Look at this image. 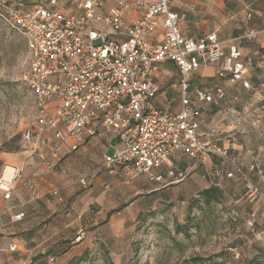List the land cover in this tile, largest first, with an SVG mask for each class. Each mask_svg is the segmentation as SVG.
<instances>
[{
	"label": "built area",
	"instance_id": "built-area-1",
	"mask_svg": "<svg viewBox=\"0 0 264 264\" xmlns=\"http://www.w3.org/2000/svg\"><path fill=\"white\" fill-rule=\"evenodd\" d=\"M107 1L48 0L27 7L24 0H0V17L23 35L27 45L23 79L35 93L37 116L24 141L34 145L40 164L55 170L66 151L76 152L90 139L108 134L121 147L105 154L100 168L110 173L122 168L126 182L144 176L167 186L186 177L174 167L176 157L186 155L200 163L219 157L233 167L227 177L239 175L247 201L264 205L262 188L249 174L258 173L264 180V171L257 161L247 171L233 154L237 133L211 138L210 132L201 129L202 111L209 104H221L226 87L215 84L191 89L190 83L192 73L214 64L219 77L251 89L250 58L242 60L235 43L226 53L217 31L198 37L184 35L180 22L195 4L185 2L184 10L177 12L171 8L174 0H113L109 12H102ZM130 11L136 14L131 23L126 20ZM252 16L249 11L247 17ZM160 25L163 38L155 40ZM262 33L264 29H251L240 39L254 40ZM166 61L175 62L180 71L181 107L177 112L151 103L159 90L155 75ZM255 113L263 118L264 106ZM46 133L52 142L46 141ZM21 173L17 165L4 164L0 175L3 200L13 197ZM79 181L83 187L90 186L85 177ZM25 183L38 194L31 179ZM53 193L59 195L57 190ZM25 215L19 211L10 220L16 223ZM256 215L254 210L247 224L259 235Z\"/></svg>",
	"mask_w": 264,
	"mask_h": 264
},
{
	"label": "rangeland",
	"instance_id": "rangeland-1",
	"mask_svg": "<svg viewBox=\"0 0 264 264\" xmlns=\"http://www.w3.org/2000/svg\"><path fill=\"white\" fill-rule=\"evenodd\" d=\"M196 9L197 6L193 10ZM26 58L27 45L23 35L0 17V175L5 163H15L22 170L16 184L17 197L4 202L0 192V204H4L6 212L14 205L27 207L31 215L26 220H33L31 224L39 226L46 234L49 228V218L44 210L47 208L46 201H52L51 198L55 196L52 190L55 187L59 189L62 182H52V185L45 183L44 193L38 191V194H33L25 183L30 179L35 183L30 177L34 163H27L23 167L21 163L40 161L34 145L24 141L26 131L34 129L37 116L35 93L23 79ZM193 80L205 87L215 81L223 85L229 81L228 77L217 75L211 78L200 74H195ZM228 89L232 87L229 85ZM224 101L217 110L205 114L206 123L212 121L222 129L233 126L238 131L237 136H241L240 141L245 134H249L251 143L256 139H264L256 132L252 120L248 118L250 127L243 125L240 98L233 99L231 104ZM230 106L236 110L233 114L228 113ZM251 118L255 119L254 116ZM46 135V141L52 142L50 133ZM109 138L108 134L99 135L88 142H109ZM260 144L264 145L263 142ZM43 149L47 150V146ZM79 153L80 150L71 155ZM104 153L105 147L103 151L94 152V156L103 161ZM88 154L91 156V153ZM256 156L252 151L248 153L250 158ZM16 160L19 162L16 163ZM212 163L218 165L221 160L212 157ZM188 166L186 177L170 184L173 189L168 198L154 208L117 214L126 206V201H122L114 217L104 208V204L93 199L98 188L99 193L108 190L106 193L109 194L114 185L113 179L101 176L98 187L95 177L90 175V164L76 162L65 168V179L78 187L67 196L68 208L74 207L66 211V214L70 213L66 220L73 224L66 228L68 239L64 243L57 240L53 242L54 239L46 241L49 249L45 258L28 264H264V205H253L247 201L242 181L222 175L215 177L209 173L208 162L200 163L191 159ZM83 177L90 181L89 187L80 184L79 180ZM253 181L261 186L264 194V180L253 177ZM107 185L110 187L107 188ZM211 186L219 187L221 193L214 192L213 197L206 200L201 192ZM34 204H40L44 214L37 212L33 208ZM254 210L257 212L256 230L259 235L247 224ZM83 212H89L87 219L76 220ZM64 219L58 217L56 221ZM60 230L63 232V228ZM82 235V239H79ZM50 257L55 260L51 261Z\"/></svg>",
	"mask_w": 264,
	"mask_h": 264
},
{
	"label": "crops",
	"instance_id": "crops-1",
	"mask_svg": "<svg viewBox=\"0 0 264 264\" xmlns=\"http://www.w3.org/2000/svg\"><path fill=\"white\" fill-rule=\"evenodd\" d=\"M24 2L33 6L40 3L46 4L48 0H24ZM185 2L195 4L197 9L188 10V19L186 17L180 22L184 35L198 37L205 33L217 31L219 38L224 42L226 53H228L230 44L235 43L239 46L242 60L250 58L251 65L248 79L252 84V88L247 89L243 87L241 82H232L228 78L229 81L227 84H224L227 91L225 101L231 104L235 97L240 98V101L242 102L240 114H242V118L245 122L243 125L250 127L248 126L249 118V120H252V125L256 132L264 137V117L258 119L256 117L257 113H255L257 107L264 106V33L260 34L254 40L240 39L242 35L251 29H264V0H174L171 6L172 10L182 12L184 10L183 4ZM112 5L113 0H108L101 11L109 12ZM249 11L253 12L252 18L247 17ZM135 19L136 14L134 11H130L126 16V20L129 23L133 22ZM215 19H218L219 21L216 22ZM106 29L110 30L109 28ZM162 33L163 29L162 25H160L157 32L153 35V38L155 40H161L163 38ZM195 74H200L202 77L206 76L214 78L217 76L216 67L214 64H210L202 66L198 71L192 73L190 78L191 89L196 86L205 87L197 84L193 80ZM179 82L180 71L176 63L173 61L161 63L158 72L155 75V83L159 90L156 98L151 101L152 105L158 108L168 109L172 112L179 111L181 107V87ZM215 84L223 85L222 83H216L215 81V83L207 87H212ZM229 85L232 89H228ZM172 92L177 96H174ZM218 108L219 105L209 104L202 111L201 129L210 132L211 138L225 137L232 133H238L233 126H228L222 129L212 121L206 123L205 114L209 111L217 110ZM233 111L236 112L234 107L230 106L228 113L233 114ZM252 116H254L255 119H252ZM109 136V142H86L79 148V154L71 155L72 152L66 151L62 164L53 171H46L47 168L45 169V167L40 164V161L35 162L28 160L21 163L22 167L27 163H34L32 167L34 170L31 172L30 177L35 181L38 191H44L46 186L45 183H47V185H52V182H62L59 189H56L55 187V189L52 190V192L57 190L60 195L59 197L56 195L52 197V201H50V199L46 201L47 208L44 210L47 212V218H49V222L47 223L49 224V228L46 234L39 229V226L36 227L34 224H31L33 223V220H26L27 217L31 215L28 214L29 209L27 210V207L20 208L14 205L7 210L8 212H6V210L3 209L4 204H0V263H32L33 259L38 254H47L49 248L46 245V241L53 239V242L56 240L60 243L67 241L68 238L65 234L66 228L71 227L73 224L70 220H66L70 214H66V211L74 208L73 206L68 208L69 201L67 200V196H69L74 190L78 189V187L70 180L65 179L63 173L65 172V168L70 167L76 162L91 165L90 175L95 177L98 187L101 176H109L113 179L114 185L109 194L106 193L108 190L99 193L98 191H100V189L98 188L95 192V197H93L95 201L105 205L104 208L111 213V217L115 216V210L122 201H126V206L122 210L117 211V214L130 210H138L140 212L145 211L154 208L159 202L168 198V194H170L173 189L170 185L163 186L151 182L144 176L137 178L132 183H128L124 180V170L122 168H119L114 173H110L109 171L100 168L102 160L99 161V158L94 156V152L97 150L103 151V147H105V155L112 152L114 149L121 147V144L117 139L111 135ZM248 138L249 134H245L244 138L240 141L241 136H239V140L233 149V154L237 156L238 160L245 166L247 171L249 165L254 161H257L259 167L264 171V145L260 144L262 142L264 143V139H256L251 143ZM250 151L257 154V156L252 158L248 157ZM88 153H91V156ZM0 157L2 159V156ZM220 160L221 163L218 165L212 163V159L209 160L208 163L210 164V168L208 171L215 177L221 175L227 177V173L232 171L233 167L229 164L223 163L221 158ZM9 161L5 160V162ZM18 162L19 161L16 160V163ZM190 162L191 158L186 155H181L173 160V165L177 170L185 172L188 170ZM14 165L17 164L14 163ZM249 174L252 179L253 177H259L262 179V176L258 173L249 172ZM229 179L240 180V177L239 175H236L234 178ZM17 195L18 194L14 192L11 199L14 200ZM19 199L21 200V198ZM3 201L8 202L10 200ZM33 208H36L37 212L44 214L42 210L43 208L40 204H34ZM19 211H24L26 213L25 218L16 223L11 222V215ZM88 215L89 212H83L79 214L76 220H85ZM58 217H65V219L64 221L57 222L56 218ZM128 219L129 218L126 220ZM50 228L52 230L51 232H49ZM62 228L63 232L60 230ZM82 237L83 235L80 236V239H82ZM14 246H16L15 249H13Z\"/></svg>",
	"mask_w": 264,
	"mask_h": 264
},
{
	"label": "trees",
	"instance_id": "trees-1",
	"mask_svg": "<svg viewBox=\"0 0 264 264\" xmlns=\"http://www.w3.org/2000/svg\"><path fill=\"white\" fill-rule=\"evenodd\" d=\"M214 192H220L221 193V190L219 187L217 186H211L209 188H205L204 190H202L201 194L205 197L206 200H209L213 197V193ZM47 254H38L32 261V263H35L41 259H44L45 256Z\"/></svg>",
	"mask_w": 264,
	"mask_h": 264
}]
</instances>
